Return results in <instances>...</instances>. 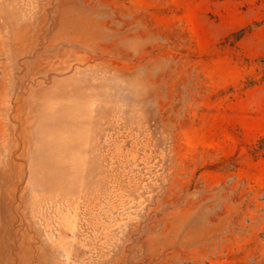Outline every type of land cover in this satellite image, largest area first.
Returning <instances> with one entry per match:
<instances>
[{
	"label": "rangeland",
	"instance_id": "374dc122",
	"mask_svg": "<svg viewBox=\"0 0 264 264\" xmlns=\"http://www.w3.org/2000/svg\"><path fill=\"white\" fill-rule=\"evenodd\" d=\"M0 264H264V0H0Z\"/></svg>",
	"mask_w": 264,
	"mask_h": 264
},
{
	"label": "bare ground",
	"instance_id": "6f19581e",
	"mask_svg": "<svg viewBox=\"0 0 264 264\" xmlns=\"http://www.w3.org/2000/svg\"><path fill=\"white\" fill-rule=\"evenodd\" d=\"M47 163V162H46ZM47 166V165H46ZM44 169H46V168H44ZM51 174H52V172H51ZM53 175V174H52ZM44 176V175H43ZM48 176H49V174H48ZM63 179V178H62ZM64 180V179H63ZM64 181H66V180H64ZM70 181V180H69Z\"/></svg>",
	"mask_w": 264,
	"mask_h": 264
}]
</instances>
